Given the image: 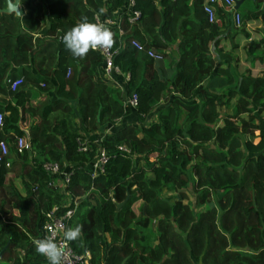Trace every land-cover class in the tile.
<instances>
[{"label":"trees","instance_id":"obj_1","mask_svg":"<svg viewBox=\"0 0 264 264\" xmlns=\"http://www.w3.org/2000/svg\"><path fill=\"white\" fill-rule=\"evenodd\" d=\"M202 1L132 0L138 17L123 15L120 35L108 27L124 92L97 74V51L78 59L62 42L83 17L94 23L101 8L111 17L124 0H19L20 16L0 11V264H48L33 242L53 206L71 210L66 228L82 225V245L68 243L87 252L83 264H264V74L239 71L233 53L234 37L249 38L245 54L264 63V0L238 10V27L219 7V24L209 22ZM244 19L259 20L257 39ZM131 39L162 58L172 48L170 82ZM131 93L135 107L125 102ZM170 94L154 121L87 139L132 109L144 122ZM17 137L27 148L17 150ZM98 148L106 161L92 172ZM44 161L67 167L63 190Z\"/></svg>","mask_w":264,"mask_h":264},{"label":"built area","instance_id":"obj_2","mask_svg":"<svg viewBox=\"0 0 264 264\" xmlns=\"http://www.w3.org/2000/svg\"><path fill=\"white\" fill-rule=\"evenodd\" d=\"M132 0H125L122 6H120L111 17L104 16L102 12H96L93 14L94 23L103 24L106 27L111 25H116L117 33L120 35L122 34V29L119 27L121 16L126 15V20L129 23H132L139 15L137 10H131V14H129L130 6L132 5ZM234 0H203L202 1V10L207 17L209 22H214L219 24L218 18H216V8L219 7L225 12L230 13V17L232 19V23L234 26L238 27L241 24V17L238 13L237 9L233 8ZM131 46L138 51H144L146 55L156 59H161L162 55L159 54L154 49H146L143 47L141 43H139L135 39H131L130 42ZM97 51L102 58L101 61V77L102 79H111V74H122L118 67L113 65L112 62V55L115 52L114 49H100L94 50ZM69 70L67 69V73ZM123 75V74H122ZM126 76V75H123ZM127 77V76H126ZM21 82L20 79H14L11 82V89H14L19 83ZM126 104L130 107H135L136 105V95L131 93L129 96L126 97ZM2 123V116L0 114V126ZM15 145L17 150L20 148H27V141L23 137H17L15 141ZM120 150H126L125 147H118ZM84 145L80 142L78 150H84ZM97 154L94 156L93 160L90 162L91 171L92 172H99L101 170L102 164L106 161V155L103 149L98 148ZM7 153L6 143L3 140H0V160L2 157ZM43 171L47 174H57L58 178L55 180V185L60 188L61 190L64 189L66 183L68 182V173L67 167L60 171L59 164L56 161H44L41 165ZM44 220L41 226V238H52L58 243H62V236L63 231L66 229V223L71 215V210L66 209L62 213L59 211L58 206H53L48 209L46 212L43 213ZM63 246L66 249L65 257H64V264H83L86 262V258L88 257L87 252L84 255L76 254L72 248L70 247L68 242H63Z\"/></svg>","mask_w":264,"mask_h":264},{"label":"clouds","instance_id":"obj_3","mask_svg":"<svg viewBox=\"0 0 264 264\" xmlns=\"http://www.w3.org/2000/svg\"><path fill=\"white\" fill-rule=\"evenodd\" d=\"M104 11L103 8L100 9ZM65 50L78 59L85 58L90 51L100 49H112L115 46L113 32L103 24L91 23L87 17H83L82 22L74 25L66 31L62 37ZM82 225L66 228L63 231L62 243L56 242L52 238L35 240V251L44 256L48 264H64L66 249L63 242L76 243L82 245Z\"/></svg>","mask_w":264,"mask_h":264},{"label":"crops","instance_id":"obj_4","mask_svg":"<svg viewBox=\"0 0 264 264\" xmlns=\"http://www.w3.org/2000/svg\"><path fill=\"white\" fill-rule=\"evenodd\" d=\"M124 2H125V0H124ZM242 2H243L242 5H244V4L247 5L248 3H251L252 6H254V3H255L254 0H242ZM256 4H257L258 7L261 5L260 2H256L255 5H256ZM242 5H241V6H242ZM241 6L238 7L237 10H240V11H244V9H245V10H248V7H243V8L241 9ZM44 7H45V5L43 6V8H44ZM117 9H118V8H117ZM117 9H115V10L112 12V14H114V13L116 12ZM94 13H96V12H94ZM94 13H93V14H94ZM122 16H123V15H122ZM122 16H121V20H122ZM245 25L248 26V24H245ZM43 30H44V29H42V31H43ZM42 31H41V32H42ZM250 34H251V33H250ZM250 36H251V38H252V35H250ZM257 38H258V37H256V39H257ZM241 39H242V40H241ZM241 39H240V40H241L240 42L245 41L243 38H241ZM238 42H239V40H238ZM171 49H172V48H167V49L165 50V53H166V54L164 55V57L161 58V59H156V60H154V64H153L154 67H155V69H156V71H157L158 77H159L161 80H165V81H167V82L170 81V78H171V75H172V69H171V67H170V62H171V60L174 58V55H173L172 53H171V56L169 55ZM164 58H169L166 66L163 64L164 61H162ZM160 60H161V62H160ZM263 64H264V63H263ZM263 69H264V65H263ZM95 70H96V72H97L98 75H100L101 77H103V76L101 75V72H102V70H101V63H99V65L96 67ZM250 72H251V74H253L252 69H250ZM259 75H261V74H259ZM48 79H49V81H51L52 84H54V80H53L52 77H49ZM126 79H127V77H126V76H123L122 74L112 73V74H111V79H107V81H108V83H110L111 85L118 87L122 92H124V85H125L124 83H125V80H126ZM50 96L52 97V92L50 93ZM156 106H158V105H156ZM154 108L157 109L156 107H154ZM158 108H159V107H158ZM131 109H132V108H131ZM155 109H153L152 112H151V113L154 112L153 119H150V120L147 121V118L145 117V121H147V122H145V123H148V122L154 121V120L156 119ZM130 116H133V117L135 118V114L133 113V109H132V113L128 114L127 116L116 119L113 123H111V124H109V125L103 127V128L100 129L99 131H96V132H94V133H92V134H87V135H86L87 139H90V140H93V141L97 142L98 139H100V137H101L104 133H107V132H113V131H115V130L121 128L123 125L129 123V122L127 121V118L130 117ZM130 124H132V123H130ZM132 125H136V124H132ZM10 161H11V156L9 155V158L5 159V165H6V166L9 165ZM8 177H9L11 180L14 179L13 177L17 178V176H12L11 174H6V177H5V178L7 179ZM14 180H15V179H14ZM63 205H64V204H63Z\"/></svg>","mask_w":264,"mask_h":264},{"label":"rangeland","instance_id":"obj_5","mask_svg":"<svg viewBox=\"0 0 264 264\" xmlns=\"http://www.w3.org/2000/svg\"><path fill=\"white\" fill-rule=\"evenodd\" d=\"M242 3L243 2H241L240 3V5H239V7L242 5ZM243 7H248V10H250V11H254V6H252V4L251 3H248L247 5H242L241 6V9L243 8ZM244 11H247V10H245L244 9ZM244 22L246 23V24H248V26L246 25V28L248 29V31H249V33H251V34H249V35H252V39L254 38V39H256V37H258V31H257V28L259 27V20L257 19H250V20H245L244 19ZM250 38H251V36H250ZM241 37H234V39H233V41L234 40H236L237 41V48L235 49V51L233 52V53H235L236 54V56H237V59L239 60L238 62H239V67L237 66L236 68L237 69H239V71H242L244 68H248L249 70L250 69H252V72H253V75H259V74H264V69H263V63H260L258 60H254V58L251 56V55H246L245 54V51L243 50V47H244V45L246 44V42L249 40V38L247 39V40H245V41H242V42H240L241 40ZM238 40H239V42H238ZM225 43H226V41H225ZM224 47H225V49L227 50L228 49V47H229V44H225L224 45ZM170 56H171V52H170V54H169ZM168 59L169 58H164L162 61H164V65L166 66L167 65V62H168ZM160 62H161V60H160ZM238 65V64H237ZM170 82V81H169ZM173 92H174V90H173ZM172 95L173 94H170V97H168V98H164L163 99V97H161L160 96V98L158 97V100H157V102H156V105H158V106H156V108H158V107H161V106H163V105H165V103H167L168 102V100L172 97ZM166 99V100H165ZM155 109V108H154ZM153 115H154V112L153 113H149L147 116H146V118H147V121L148 120H150V119H153ZM127 121L129 122V123H132V124H136L138 127H141L145 122H147V121H144V122H142V123H139V122H137V120H136V118H134L133 116H130V117H128L127 118ZM100 130V129H99ZM98 130V131H99ZM14 179L12 180L13 182H16V185L19 187V183H18V179L17 178H15V177H13ZM186 193H187V196H188V200H190V198H191V196L189 195V191H186ZM68 201H69V196H65L64 198H63V203L65 204V205H67V203H68Z\"/></svg>","mask_w":264,"mask_h":264},{"label":"water","instance_id":"obj_6","mask_svg":"<svg viewBox=\"0 0 264 264\" xmlns=\"http://www.w3.org/2000/svg\"><path fill=\"white\" fill-rule=\"evenodd\" d=\"M18 1L19 0H5V7L0 9V11L7 12V13L13 12L15 15L20 16L22 14V11L20 9V5ZM241 2L242 0H234L233 8L237 9ZM123 201L117 203L116 208H118L123 203Z\"/></svg>","mask_w":264,"mask_h":264}]
</instances>
